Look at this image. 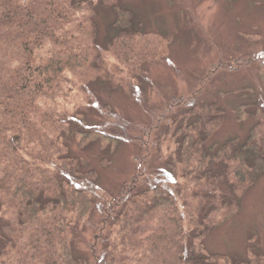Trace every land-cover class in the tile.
<instances>
[{"label":"trees","instance_id":"1","mask_svg":"<svg viewBox=\"0 0 264 264\" xmlns=\"http://www.w3.org/2000/svg\"><path fill=\"white\" fill-rule=\"evenodd\" d=\"M127 3L0 0V264H264V237L244 259L205 247L264 174L259 106L243 143L219 144L226 111L217 100L169 101L158 151L163 142L175 149L163 168L149 163L143 133H126L143 127L110 120V145L135 139L137 160L147 157L118 195L103 191L97 169L74 151L77 135V150L91 141L81 126L87 111L110 114L100 94H146L149 61L167 53L165 33ZM74 91L71 112L58 101Z\"/></svg>","mask_w":264,"mask_h":264},{"label":"rangeland","instance_id":"2","mask_svg":"<svg viewBox=\"0 0 264 264\" xmlns=\"http://www.w3.org/2000/svg\"><path fill=\"white\" fill-rule=\"evenodd\" d=\"M129 1L126 5L151 20V29L165 33L163 52L167 53L149 61L146 94L103 91L99 97L110 114L99 107L88 110L87 126H81L90 132L91 141L77 150L79 134L73 144L74 151L97 169L100 188L112 195H118L124 183L132 180L138 162L148 157L155 168H163L164 155L175 149L172 143L163 142L164 155L158 151V142L165 136L158 125L164 110H169V101L192 93L205 96L207 101L217 100L226 111L225 122L213 137L219 144L229 140L243 143L256 122L255 109L259 106L264 110V0ZM76 95L74 91L58 103L72 112ZM172 116L166 120L167 126ZM117 118L144 128L139 132L128 127L126 133H143L147 157L137 160L143 148L135 139L122 136L110 145L109 121ZM263 237L264 174L241 198L235 213L207 236L205 247L210 253L244 259L249 245L263 247Z\"/></svg>","mask_w":264,"mask_h":264}]
</instances>
